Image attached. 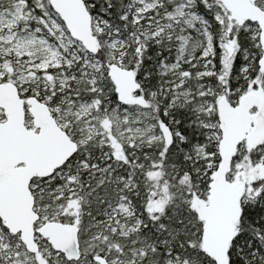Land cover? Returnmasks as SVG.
Here are the masks:
<instances>
[{
	"label": "snow or ice",
	"instance_id": "1",
	"mask_svg": "<svg viewBox=\"0 0 264 264\" xmlns=\"http://www.w3.org/2000/svg\"><path fill=\"white\" fill-rule=\"evenodd\" d=\"M0 264H264V0H0Z\"/></svg>",
	"mask_w": 264,
	"mask_h": 264
}]
</instances>
